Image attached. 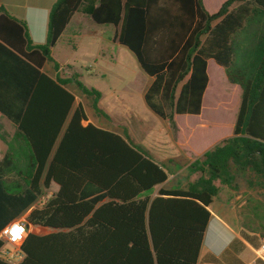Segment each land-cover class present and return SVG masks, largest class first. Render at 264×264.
Returning a JSON list of instances; mask_svg holds the SVG:
<instances>
[{
    "label": "trees",
    "instance_id": "trees-1",
    "mask_svg": "<svg viewBox=\"0 0 264 264\" xmlns=\"http://www.w3.org/2000/svg\"><path fill=\"white\" fill-rule=\"evenodd\" d=\"M77 12L116 28L114 41L152 78L147 107L173 129L176 116H198L206 104L208 60L240 88L232 136L191 164L201 175L187 188L140 198L167 182L166 169L129 139L82 124L84 107L67 85L74 81L94 96L97 111L99 91L41 72L46 62L58 69L51 49ZM0 113L17 126L0 160V230L43 190L58 187L25 218L51 232L28 233L17 264H197L218 193L214 181L230 185L234 166L264 188V0H225L213 14L202 0H57L42 45L0 7ZM241 235L259 247L256 236Z\"/></svg>",
    "mask_w": 264,
    "mask_h": 264
},
{
    "label": "rangeland",
    "instance_id": "rangeland-1",
    "mask_svg": "<svg viewBox=\"0 0 264 264\" xmlns=\"http://www.w3.org/2000/svg\"><path fill=\"white\" fill-rule=\"evenodd\" d=\"M32 1H37L42 5H53L57 0H25L26 3ZM202 1L206 11L213 14L225 0ZM89 20V24L85 22L82 24L84 36L79 39L76 52L63 49L62 42L54 51L56 61L61 62L58 64V69L53 66L58 71L57 77L80 81L89 89L94 88L105 96L110 95V101L103 100L105 109L101 106L102 96H100L96 104L97 111L93 106L94 96L83 95L75 86L74 81L67 85V88L75 95L76 101L83 104L89 120L101 127L109 126L111 119L105 111L109 103L113 101L108 110L111 116L114 115V118L118 119V131L127 134L126 128H131L129 123H132L135 126L136 142L142 146L148 144L146 148L155 151L153 158L159 160L169 173L170 178L166 187L187 188L201 175L200 172L191 170V164L196 160H201L206 151L232 136L240 104V88L230 84L223 68L219 69L213 60H209L207 74L210 87L206 95V104L202 107L199 116H176V129H173L167 121H162L148 109L143 98L139 101L137 92L149 84L151 78L140 69L131 53L132 58L124 56L120 51V48L123 47L112 43L113 26L97 25L90 18ZM91 37L96 39L91 41ZM100 50L112 52L117 59L116 66L107 70L108 75L105 79L99 77L94 71V61L98 60L97 54ZM100 63H103L106 69L108 68L107 61ZM118 64L121 71L123 70L130 77L120 87L112 76L116 73ZM114 84L118 85L119 90H112ZM116 102H119L118 105L120 102L131 104L130 110L133 113L125 116L123 108H117ZM124 122H127V125ZM230 176L233 180L230 185L214 181L218 193L213 199L210 211L211 213L220 212L232 224V227L242 228L260 241L264 238L262 237L264 232V188L259 185L253 174L235 171L234 166H231ZM42 192L44 193V190ZM211 231L212 235H210ZM211 231L209 234L211 238H206V246H209L216 255H221L222 259H231L232 251L236 247L238 249L239 246L234 244L233 250L230 248L225 253L223 251L233 240L232 236L226 231L216 232L214 229ZM253 258L254 254L246 248L240 252V259L245 264L251 263Z\"/></svg>",
    "mask_w": 264,
    "mask_h": 264
},
{
    "label": "crops",
    "instance_id": "crops-1",
    "mask_svg": "<svg viewBox=\"0 0 264 264\" xmlns=\"http://www.w3.org/2000/svg\"><path fill=\"white\" fill-rule=\"evenodd\" d=\"M52 6L53 5H51V4L50 5H46V4L42 5L41 3H38L37 1H32L30 3H26L25 0H0V7H2L11 17H13V18L25 23L26 28H27L28 36H29L31 42L33 43V45H42L47 40L49 15H50V11H51ZM89 21L90 20H89L88 17H86V15H84L82 13H79V12L75 13L72 16L70 22L68 23V25L66 26V28L62 32V34L59 37L58 41L56 42L55 46L51 49V54H50L51 58L56 63H58V64L61 63V62L60 63L57 62L55 57H54V51L57 49L59 44L62 42L64 44L63 45V49L70 50L72 52H76V50L78 48V41H79L80 38H82L84 36V31H83L84 28H81L82 24H84V22L86 24L87 23L89 24ZM116 31H117L116 28H114L113 29V36H112V43H117V42L114 41ZM91 32H93V31H91ZM95 39H94V37H91L90 40L94 41ZM118 45H120V44H118ZM121 47H123V48H120V51H121V53L124 56H128L130 58H132L131 54L134 56V54L131 53L127 48H125L124 46H121ZM73 48H75V49H73ZM97 59L98 60L94 61V64H95L94 71H95V73L97 75H99V77L105 79L106 76L108 75L107 70L110 67H115L116 66L117 59H116L115 55L112 52L108 51V50H100V52L97 54ZM67 61H65V62H67ZM98 61L99 62L107 61V63H108L107 67L108 68L106 69L103 63H100L101 64L100 65ZM208 61H207V66H208ZM137 64H138V62H137ZM138 66H139V64H138ZM117 68L118 69H117L116 73H114L112 76L115 79L116 84H118L119 87H120L130 77L127 76V74H125V72H123V70L121 71L119 64L117 65ZM219 69H221V67H219ZM41 72H43L44 74H46L47 76H49L52 79L57 78V74H58V71H56L53 68V63L52 62H46L43 65V67L41 69ZM151 81H152V78H151ZM150 83L145 85L144 88L141 89V91L137 92V97L139 98V101H140L141 98H143V100H144V94L147 91ZM208 84H209V82H208ZM118 85L115 86V84H114L113 87H112V90H114V91L119 90ZM207 87H208V85H207ZM97 91H99V90H97ZM101 96H102L101 106L105 109V106L103 104V100L106 99V100L110 101L111 100V98H110L111 96L110 95L105 96L102 93H101ZM44 97H47V96L44 95ZM203 98H204V96H203ZM112 102L113 101H111L109 103V106L107 107V109L105 111L109 115V117L111 119L109 121L110 123H109L108 127H101L99 125H96V124L92 123L89 120L86 111H85V113H86V116H87L88 120H87V122H85V123L83 122L82 124L86 125L87 123H91V124H93L94 126H96L98 128H103V129L109 130L111 132L117 133V134L121 135L122 137L127 138L129 140L131 139L132 141L130 140V142L132 143V145H134L136 147H140L143 151H145L150 156V158L155 163H157V164H159V165H161L163 167V165L160 163L159 160L153 158V152H155V151L152 150V149L146 148V146H148V144H145V145L142 146L141 144L136 142V140H135L136 139V135L134 133L135 126H133L132 123H129L131 125V128H128L126 126L127 130L126 129L125 130L127 131V134H123V133L118 131V128H117V120L118 119L114 118V115L111 116V113L108 110L109 107L112 106ZM77 103H80V102L76 101V104ZM118 103L119 102H116L117 108L118 107L123 108V114H125V116L131 115V113H133L130 110V105L131 104L126 103V102L125 103L120 102V105H121L120 106V105H118ZM144 103H145V100H144ZM116 104H115V106H116ZM202 107H203V102H202ZM73 110H74V107H73L72 111ZM84 110H85V108H84ZM69 119H70V116L67 118V120L65 121L64 126L62 127V129L60 131L58 139H57V141L55 143V147L60 142V140H61V138H62V136H63V134H64V132L66 130V127L68 125ZM162 121H164V120H162ZM124 124L127 125V122H124ZM136 124H138V123H136ZM16 129H17V126L12 121H10L7 117H5L4 115H2L0 113V160L3 158V156L7 152L8 146L11 143V141L13 140V137L15 135ZM53 152H54V150H53ZM50 160H51V158H49V161ZM169 178H170V176L168 177V179ZM167 182H168V180H167ZM167 182L162 184V185H160V186L154 187L149 192L143 193L140 198L145 197V196H150V198L153 199L154 197L157 196L158 191L161 188L173 189V188H167L166 187ZM57 189H58V187L55 184H52L47 191L50 194H52V196H53V194L57 191ZM37 199H38V197H37ZM37 199H36V201H37ZM107 201H108V199H103L100 203L97 204V206H99L100 204H102L104 202H107ZM33 209H36L35 203L33 205H31V207H29L27 210H25L20 216H18L17 218H14L12 220H16V219H20V218L25 219L27 217V215L29 214V212L32 211ZM209 210H210V207H209ZM231 225L232 224H230L223 217V215L220 212H212L211 213V219L209 221L208 227H207V229L205 231V234H204V239H203V243H202V246H201V249H200V253H199V258H198L197 264H245L240 259V252H242L244 248L248 249L250 252H252L254 254V258L252 259L251 263H247V264H256V259H257L256 256H255L256 255L255 254L256 248L252 247L247 241H245L243 239V236L241 235V232H245L246 234H249V233H247L242 228L241 229H236V228L232 227ZM211 229L212 230L213 229L216 230V232L226 231L232 236L233 240L229 243V245L223 251V253H225L230 248L232 249V246L234 244L239 246L238 249L236 247V249L234 251H232V258L231 259H222L221 255L220 256L216 255L214 253V251H212L209 248V246H206V238H211L209 236ZM30 232L34 233V234H37V235H45V234L50 233L51 231L48 230V229L41 228V227L28 226L27 233H30ZM212 233L213 232L211 231L210 235H212ZM249 235H251V234H249ZM207 244H209V243H207ZM259 244H260V241H259Z\"/></svg>",
    "mask_w": 264,
    "mask_h": 264
},
{
    "label": "built area",
    "instance_id": "built-area-1",
    "mask_svg": "<svg viewBox=\"0 0 264 264\" xmlns=\"http://www.w3.org/2000/svg\"><path fill=\"white\" fill-rule=\"evenodd\" d=\"M51 198L52 194L45 190L35 202L36 209L43 208ZM17 229L19 231H16ZM27 231V223L23 218L10 221L0 230V240L3 242L0 248V260L8 264H17L24 258L21 247ZM255 254L256 258L264 264V238L260 240Z\"/></svg>",
    "mask_w": 264,
    "mask_h": 264
},
{
    "label": "snow or ice",
    "instance_id": "snow-or-ice-1",
    "mask_svg": "<svg viewBox=\"0 0 264 264\" xmlns=\"http://www.w3.org/2000/svg\"><path fill=\"white\" fill-rule=\"evenodd\" d=\"M16 231H19L18 229Z\"/></svg>",
    "mask_w": 264,
    "mask_h": 264
},
{
    "label": "water",
    "instance_id": "water-1",
    "mask_svg": "<svg viewBox=\"0 0 264 264\" xmlns=\"http://www.w3.org/2000/svg\"><path fill=\"white\" fill-rule=\"evenodd\" d=\"M29 225H27V227H28Z\"/></svg>",
    "mask_w": 264,
    "mask_h": 264
}]
</instances>
